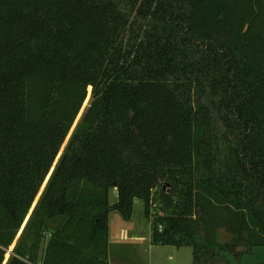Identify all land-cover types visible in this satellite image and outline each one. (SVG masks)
I'll return each mask as SVG.
<instances>
[{"label":"trees","instance_id":"trees-1","mask_svg":"<svg viewBox=\"0 0 264 264\" xmlns=\"http://www.w3.org/2000/svg\"><path fill=\"white\" fill-rule=\"evenodd\" d=\"M135 199L192 264L264 246V0H0V264L33 206L6 264H108Z\"/></svg>","mask_w":264,"mask_h":264},{"label":"rangeland","instance_id":"rangeland-1","mask_svg":"<svg viewBox=\"0 0 264 264\" xmlns=\"http://www.w3.org/2000/svg\"><path fill=\"white\" fill-rule=\"evenodd\" d=\"M86 104L85 102L84 106ZM66 140L67 138L64 140L61 149L66 144ZM161 188H163L164 192L169 193L175 187L170 182H165ZM108 198L110 203L116 201L117 190L115 187L109 189ZM159 198V195L156 194L155 199H157V203ZM159 209L160 207H158V211ZM143 210V202L135 199L133 214L129 220L123 219L116 211L109 213L108 224L110 226L111 245L123 249L115 251V262L118 261L120 264H192V252L189 246L176 247L173 245L150 243L152 227L149 220L145 217ZM159 213H162V211L160 210ZM26 217L23 222H25ZM121 228L128 230L127 234L129 237L127 238L126 235V239L119 242L118 238ZM228 238L229 235L221 231L220 240L225 241ZM8 257L6 255L4 261ZM225 257L229 264H262L264 262V246L252 247L250 251L243 253L239 258L229 252L225 253Z\"/></svg>","mask_w":264,"mask_h":264},{"label":"crops","instance_id":"crops-1","mask_svg":"<svg viewBox=\"0 0 264 264\" xmlns=\"http://www.w3.org/2000/svg\"><path fill=\"white\" fill-rule=\"evenodd\" d=\"M32 209H33V207H31V209L29 210V214L27 215V217H26V220H25V222H23L22 223V225H21V227H20V229L18 230V232H17V234L18 233H20L21 234V232H22V230H23V228H24V225H25V223H26V221H27V219H28V217H29V215L31 214V212H32ZM108 219H109V217H108ZM21 230V231H20ZM128 230L127 229H125V228H121V230H120V232H119V238H118V241L119 242H122V241H124L125 239H126V235H127V238L129 237L128 236ZM19 236L20 235H16V237H15V239L13 240V242L10 244V246L5 250V256L6 255H8L9 257L11 256V255H14V253H13V247H14V245H15V243H16V241H17V239L19 238ZM111 238H110V226H109V224H108V251H107V253H108V264H120L118 261H116L115 262V260H114V258H115V256H114V254H115V251H121V250H123L122 248H117V247H113L112 245H111ZM150 243H151V236H150ZM152 244V243H151ZM5 256H4V258H5ZM9 257L7 258V260H5L4 261V259H3V262H2V264H6V262L8 261V259H9Z\"/></svg>","mask_w":264,"mask_h":264},{"label":"built area","instance_id":"built-area-1","mask_svg":"<svg viewBox=\"0 0 264 264\" xmlns=\"http://www.w3.org/2000/svg\"><path fill=\"white\" fill-rule=\"evenodd\" d=\"M159 230H161V226H159Z\"/></svg>","mask_w":264,"mask_h":264}]
</instances>
